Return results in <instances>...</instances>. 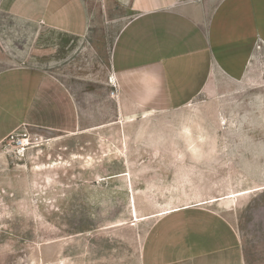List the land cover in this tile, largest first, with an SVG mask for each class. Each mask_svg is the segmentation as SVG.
<instances>
[{
  "label": "rangeland",
  "instance_id": "rangeland-1",
  "mask_svg": "<svg viewBox=\"0 0 264 264\" xmlns=\"http://www.w3.org/2000/svg\"><path fill=\"white\" fill-rule=\"evenodd\" d=\"M104 3L83 37L0 13V68L60 76L81 110L75 133L0 143V264H141L159 215L187 206L222 213L242 264H264V50L239 81L124 119L108 84L121 10Z\"/></svg>",
  "mask_w": 264,
  "mask_h": 264
},
{
  "label": "crops",
  "instance_id": "crops-1",
  "mask_svg": "<svg viewBox=\"0 0 264 264\" xmlns=\"http://www.w3.org/2000/svg\"><path fill=\"white\" fill-rule=\"evenodd\" d=\"M97 1L0 0V13L83 37ZM110 1L121 10V25L108 84L124 119L180 109L216 92L223 78L239 81L264 50V0ZM80 111L60 76L32 66L0 68V143L22 129L75 133ZM187 207L159 215L141 264H242L234 225L218 211Z\"/></svg>",
  "mask_w": 264,
  "mask_h": 264
},
{
  "label": "bare ground",
  "instance_id": "bare-ground-1",
  "mask_svg": "<svg viewBox=\"0 0 264 264\" xmlns=\"http://www.w3.org/2000/svg\"><path fill=\"white\" fill-rule=\"evenodd\" d=\"M175 210V209H174ZM171 211V210H170ZM170 211H166V212H163V213H167V212H170Z\"/></svg>",
  "mask_w": 264,
  "mask_h": 264
}]
</instances>
